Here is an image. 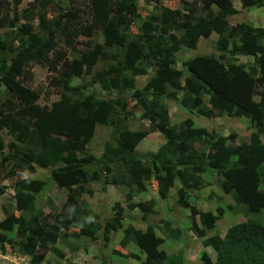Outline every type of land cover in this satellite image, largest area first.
I'll list each match as a JSON object with an SVG mask.
<instances>
[{
	"label": "trees",
	"instance_id": "obj_1",
	"mask_svg": "<svg viewBox=\"0 0 264 264\" xmlns=\"http://www.w3.org/2000/svg\"><path fill=\"white\" fill-rule=\"evenodd\" d=\"M149 1L160 6L159 13L141 17L137 0H88L85 19L73 13V8L59 16L56 25L61 17L65 23L79 22L82 25L74 33L90 37L99 31L103 41L95 42L78 59L65 63L69 70L62 85L75 94V99L61 93L50 105H39L24 91L23 84L30 77L28 62L46 64L48 56L56 51L54 30L46 27L47 37H40L32 31L29 21L19 23L15 4L7 9L3 4L10 3L0 0V29L10 28L0 38V85L9 88L13 99L4 109L0 106V179L14 176L16 170L32 171L37 166L47 170L49 180L66 191L60 209L48 217L35 203L47 181L15 176L14 202L1 204L0 248L7 245L16 249L29 256L31 264H40L48 249L63 258V253L49 244L65 235L74 223L84 221L79 232L91 238L100 234L103 242L122 231L120 245L132 244L136 250L128 256L139 264H184L177 254H166L158 248L164 238L156 235L151 223L146 222L145 230L132 223L124 225V208L119 201L111 206V214L101 220L83 199L84 193H92L86 188L88 183L101 182L103 187L124 185L126 207L139 210L141 218L146 219L155 213L156 200L134 202L133 197L146 192L150 175L145 169L152 164L157 168L152 178L158 197L165 199L177 180L175 204L189 210L190 231L202 238L203 247L213 249L214 258L205 249L199 251L201 264H264V222L249 216L264 209V29L243 21L230 25L226 17L238 13L231 0H200L206 10L204 17L195 16L197 8L190 4L186 19L160 0ZM52 2L33 0V5L46 8ZM240 2L244 9L264 7V0ZM136 22L137 32L131 33L130 27ZM212 31L218 35L217 53L196 54L182 61L179 69L176 54L180 48L194 49L198 37L206 39ZM236 56H252L253 61L240 63L235 61ZM99 58L110 59V64L94 71L93 82L103 90H132L130 99L141 119L147 120L146 128L132 130L124 123L123 119L131 114L127 96L106 98L69 85L73 76L89 73ZM148 68L153 69V74L137 88L135 76L146 74ZM178 92L179 104L189 112L206 118L221 114L253 117L255 130L237 143L235 132L218 135L196 126L190 116L172 123L164 100ZM203 96L209 107L203 106ZM109 122H113L114 143L105 145L101 154L95 156L87 150V144L96 126ZM3 129L12 140H5ZM154 131L162 134L164 142L156 150L138 152L137 144ZM32 132L38 147L22 148L20 144ZM2 150H6V155ZM7 159H12L14 169L4 170ZM109 168L113 171L106 172ZM208 171L222 176L223 186L230 188L238 206L234 211L246 216L228 226L223 235H207L223 209L217 206L213 216L190 202V192L201 187L200 176ZM227 172H234V177L224 176ZM3 191L4 185L0 184V194ZM227 208L233 210L231 205ZM160 223L168 235L180 234L178 227H171L170 220ZM4 232H14V236L8 237Z\"/></svg>",
	"mask_w": 264,
	"mask_h": 264
},
{
	"label": "rangeland",
	"instance_id": "obj_2",
	"mask_svg": "<svg viewBox=\"0 0 264 264\" xmlns=\"http://www.w3.org/2000/svg\"><path fill=\"white\" fill-rule=\"evenodd\" d=\"M10 5L3 4L4 7L9 9L11 5L16 6L15 14L19 23H25L29 21L32 25V31L42 38H46V31L44 28L49 27L54 30V40L56 41V51L48 56L49 62L46 64H39L34 61L28 62V68L30 71V77L27 82H24L23 89L28 93L32 99L39 105H50L51 102L57 100L61 93H65L70 96L71 99H75V94L70 89L63 88L62 78L66 75L69 68L65 63H70L73 59H78L80 54L85 49H88L95 42L102 43L103 37L99 31L90 37L74 33V30L78 28V25H82L79 22L65 23V18L61 17L59 25L55 22L59 19V16L69 9H75L73 13L80 15L82 19H85L87 13L88 0H53L46 8L35 7L33 0H7ZM163 5L172 9L179 17L186 19L189 16L187 6L193 4L197 10L195 16L204 17L206 10L203 8L200 0H160ZM235 1V0H234ZM30 9L25 12V9ZM213 10L215 7H212ZM72 9V10H73ZM79 9L83 10L80 11ZM137 9L141 17H145L149 13H159L160 6L149 0H137ZM228 23L233 25L238 22H247L256 27H262L264 29V7L262 8H242L238 13L226 17ZM84 21V20H82ZM74 23V24H73ZM10 28L0 29V38L3 37L6 32H9ZM130 32H137V22L133 23L130 27ZM77 34V35H76ZM67 37L69 41L67 40ZM217 33L212 31L208 38L198 37L197 43L194 49L181 47L176 54L177 67L181 69V62L196 54H208L217 53L215 45L217 40ZM61 49V50H60ZM113 51V50H111ZM230 50L228 49L227 52ZM112 59V58H111ZM235 61L250 64L253 61L252 56H236ZM110 64V59L99 58L89 73L82 72L79 76L72 77L69 85L79 86L84 91L93 92L95 95L102 97H112L116 99L119 95L123 94L129 99L128 110L130 115L126 116L123 120L129 129H143L148 125L147 120L141 119L140 111L134 105V101L130 99L132 90H124L118 92L116 89L103 90L98 83L93 82L94 71L104 70ZM153 74V69L148 68L146 74L135 76V86L137 88L142 87L147 79ZM185 76L184 70L182 71L181 81ZM9 88L0 85V106L1 110L4 109L9 102L13 99L9 96ZM181 93H174L170 96V99H165V103L170 111L171 122H178L182 118L188 116H194L196 118V126H204L207 130H213L218 135H227L229 132H235L237 137L234 142L237 143L245 140L250 132L254 131L253 117H232L225 114H221L218 117L206 118L199 116L195 111L189 112L184 108H181L179 104V98ZM203 106L209 107L207 97H202ZM113 122H109L105 125H98L95 128L94 134L87 144V150L93 153L95 156H99L103 151V148L107 144H113L115 135L113 134ZM6 141L12 140V137L8 134L6 129L2 130ZM164 137L159 133L149 132L145 139L138 145V149L145 153L156 148ZM264 142V132L262 135ZM229 142V140H225ZM22 148L38 147V139L36 134L32 132L31 137L25 142L20 144ZM3 155H6V150H2ZM14 163L12 159H7L4 164V170L14 169ZM147 173L150 178L147 182V189L144 193H139L133 197L134 201L143 199L156 198V205L154 207L155 213L147 216L146 219H142V213L137 209L129 210L126 207L125 193L127 188L124 185L112 186L105 185L101 182H91L86 184L87 189H91L92 193L83 194V199L86 201L88 208L92 213L98 215L99 219L104 220L107 215L111 214V206L115 201H119L124 208V220L123 223H132L136 228L145 230L146 222L151 223L154 226V230L157 236L164 238L160 243L159 249H162L166 254L175 253L182 258L184 264H201L198 254L201 249V238L195 236L189 229L190 222L188 216V209L179 208L175 204L177 198L176 189L178 182L173 185L168 192L165 199H160L156 190V182L153 180V174L156 173L157 168L150 164L146 166ZM113 171L112 168L106 170V172ZM15 176L19 177H31L38 178L47 181L46 188L36 196V208L43 212L48 217H51L56 211L60 209L61 203L65 197V190L59 188L48 178V172L45 169L34 166L33 170H16L14 176H9L6 179H0V184L4 185V191L0 194V220L3 218L1 204L5 202H14L15 189L13 187ZM224 176L233 178L234 172H227ZM201 187L190 192V202L196 204L201 210H210L212 215H216L215 208L217 206L223 209L221 218L213 220L214 227L207 231V235L218 233L223 235L226 228L233 223L242 221L246 218L241 212H235L238 206L234 204L230 188L223 186V178L221 175H217L212 171L205 172L200 176ZM229 186V185H228ZM231 205L233 210H228V206ZM250 218L264 222V209L259 212L249 215ZM168 219L171 222V227H178L180 234L177 237L168 235L164 229L161 220ZM84 221L74 223L69 231L63 235L57 237L55 242L50 243L49 247L57 248L63 253V258H58L51 250L44 252L43 260L40 264H139V261L129 257V253L136 248L129 244L127 247H122L119 243L122 231H117L111 235L108 242L101 240L100 234L94 235L92 238L81 234L79 228ZM8 237H13L14 232H4ZM0 264H31L30 257L27 255H21L17 253L16 249L5 245L0 248Z\"/></svg>",
	"mask_w": 264,
	"mask_h": 264
},
{
	"label": "crops",
	"instance_id": "obj_3",
	"mask_svg": "<svg viewBox=\"0 0 264 264\" xmlns=\"http://www.w3.org/2000/svg\"><path fill=\"white\" fill-rule=\"evenodd\" d=\"M231 2H232V5H233V7L235 8V9H237L238 10V12H239V10L241 9V2H240V0H231ZM259 8H262V7H259ZM235 24V23H234ZM181 108H183V107H181ZM169 110V109H168ZM171 113H170V111H169V115H170ZM200 116V115H199ZM203 117V116H202ZM191 118L193 119V122H194V124H196L195 123V120H196V118L194 117V116H191ZM171 120V119H170ZM173 123V122H172ZM204 127V126H203ZM155 132H157V131H154V132H152V134H155ZM162 135V134H161ZM146 137V136H145ZM145 137L143 138V139H145ZM142 139V140H143ZM142 140L137 144V146H136V150L138 151V152H140V153H142L139 149H138V145L142 142ZM164 142V138L162 139V141H161V143L156 147V148H154V149H152V150H150V151H153V150H156L162 143ZM176 182H178L177 180H175L174 181V185L176 184ZM178 186H179V184H178ZM178 188V187H177ZM155 200H157L156 198H155ZM134 201V200H133ZM134 202H137V201H134ZM195 206L199 209V207L195 204ZM180 209L182 208V207H179ZM185 209H187V208H185ZM199 210H201V209H199ZM202 211H205V210H202ZM207 212H211L210 210H206ZM189 214V213H188ZM188 214H185V216H188ZM202 239V238H201ZM200 247H201V249L200 250H202V249H205L213 258H214V252H213V249L211 248V247H203L202 245H201V242H200ZM133 251H135V250H133Z\"/></svg>",
	"mask_w": 264,
	"mask_h": 264
}]
</instances>
